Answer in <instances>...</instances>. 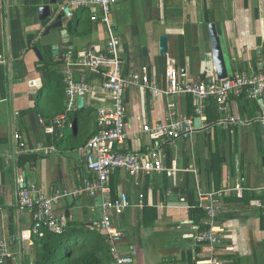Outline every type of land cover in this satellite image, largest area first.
I'll use <instances>...</instances> for the list:
<instances>
[{
  "label": "crops",
  "instance_id": "0c3cea01",
  "mask_svg": "<svg viewBox=\"0 0 264 264\" xmlns=\"http://www.w3.org/2000/svg\"><path fill=\"white\" fill-rule=\"evenodd\" d=\"M61 1L67 4V0ZM49 2L0 0V240L9 245L7 264H38L35 242L41 238L33 234L34 215L19 203L20 191L32 185L36 195L46 199L67 193L54 204V213L66 217L67 229L68 225L80 230L86 227L104 234V202L127 194L130 207L121 216L113 213L112 222L123 234L118 245L121 254L136 249L133 264H143L148 258L151 264H197L205 260L209 253L194 240L200 225L191 216V202L200 205L199 191H227L216 223L222 239L216 257L225 264H243L242 260L264 264V100L246 95L233 98L224 108L220 106L219 119L209 123L205 109L213 99L204 103L201 115L196 111L192 115V96L168 94L166 76L167 70L174 68L181 84L218 79L211 24L222 39L229 76L264 71V0H124L114 6L111 19L122 42L123 74H141L148 66L149 85L157 88L126 90L129 138L120 149L148 152L161 142L167 155L165 165L173 175L154 172L131 177L117 171L109 179L106 198L75 194L87 177L95 178L85 166L84 148L98 131L97 112L91 123L86 121L84 137L80 139L83 131L76 123L74 139H68L64 129L65 143L56 148L49 144L50 134L45 132L46 122H41L44 119L37 103L39 99L46 102V94L41 93L44 70L64 76L63 59L70 48L75 58L89 52L105 53L107 29L92 21V16L100 13L98 7H70L74 25L69 34L63 40L54 31L46 36L39 8ZM163 34L169 38V52L160 56L159 38ZM144 47L149 50L147 58ZM74 71L77 80L93 79L86 68L74 67ZM54 96L52 93L50 99H60L58 94ZM79 103L78 110H96L94 104L110 105L98 98L85 99L83 107ZM46 107L54 111L53 106ZM171 113L177 119L193 118L196 132L192 141L183 139L170 145L165 138L143 131L147 124H165ZM232 117L235 122L222 123ZM16 133L21 136L19 141ZM39 146L54 147L56 152L29 153ZM215 169L220 187L215 184ZM238 189L243 190L241 198L237 197ZM107 244L111 246L108 240Z\"/></svg>",
  "mask_w": 264,
  "mask_h": 264
},
{
  "label": "built area",
  "instance_id": "2783aa9c",
  "mask_svg": "<svg viewBox=\"0 0 264 264\" xmlns=\"http://www.w3.org/2000/svg\"><path fill=\"white\" fill-rule=\"evenodd\" d=\"M124 0H67V5L73 8L98 7L100 13L92 16V21L105 25L108 33V43L105 53L89 52L85 56L75 58L73 49H69L64 56L65 73L64 84L66 87V112L58 116L51 126H46L45 132L53 134L55 126L65 129L68 125L69 114L79 108V102L87 98L97 100H108L110 105L99 106L96 104L98 132L89 139L84 150L85 166L95 178L84 180L83 185L78 188L75 194L90 193L106 198L110 194L108 182L110 177L117 171H125L131 177L140 174H151L154 172L173 175V170L165 165L167 157L163 143L156 142L154 148L148 152L123 151L128 138L126 123L125 92L128 88L144 87L156 90V87L149 85L148 66L142 68V73L124 75L122 55V42L116 34L111 19L112 9L119 2ZM74 67L86 68L94 78L88 80H77ZM169 84L168 94H188L192 96L195 103L197 115L204 111V103L214 99L224 108L226 103L233 99L246 95L253 100H264V71L241 73L229 76L226 79H216L210 83H189L181 84L178 80V71L170 68L166 72ZM92 107V106H91ZM173 107V106H172ZM193 118H175L171 113L165 124L155 127L145 125L143 131L151 133L156 138H165L170 145H175L178 140L192 141L196 132L193 125ZM235 118L223 120V124L235 122ZM45 123L44 120L41 121ZM19 133L15 139L19 141ZM56 152L54 147L39 146L29 153L52 154ZM237 197H243V190L238 189ZM37 189L34 185L24 188L19 193L20 207L33 212L34 226L33 234L36 238L45 236V229L54 234H62L67 228L65 216H57L54 213V204L60 198L67 195L58 194L51 198L37 196ZM32 195H35L32 196ZM227 195V191H211L204 193L199 191L200 208L205 211L207 217L204 226L207 230L196 228L194 240L198 245L211 255L209 259L200 260L197 264H225L216 257V247L222 242L221 232L217 226V219L221 214V199ZM34 197V198H33ZM143 199V195L140 196ZM143 204V202L141 201ZM130 207V200L125 193H121L117 199H108L103 204L104 216L102 227L107 231L108 241L111 245V252L114 254L113 264H132L136 249L131 248L129 253L121 254L118 245L122 241L123 234L113 226L112 214L121 216ZM10 249L7 242L0 240V264H7L10 257Z\"/></svg>",
  "mask_w": 264,
  "mask_h": 264
},
{
  "label": "trees",
  "instance_id": "16d2710c",
  "mask_svg": "<svg viewBox=\"0 0 264 264\" xmlns=\"http://www.w3.org/2000/svg\"><path fill=\"white\" fill-rule=\"evenodd\" d=\"M51 52H53L51 50ZM45 85L41 89V93L46 94V102L42 99L38 100L37 109L39 113H42V118L46 122V126H51L53 121L60 115L66 112V93L65 86L63 85L64 76L62 73H58L55 70L45 69ZM94 78V77H93ZM58 94L60 99H50L51 94ZM49 99V100H47ZM212 101L207 106V121L209 123L215 122L219 119L220 104L216 100ZM53 106L54 111H49L48 107ZM80 110H77L75 114H78ZM69 116H71V114ZM195 113V107L192 106V115ZM92 117H87L86 121L91 123ZM73 125L79 123V118L76 115L73 119ZM74 129V133H76ZM98 131H96L97 133ZM64 130L55 126V131L49 136V144L56 146V148L62 147L65 143V137L63 136ZM95 135V134H94ZM93 135V136H94ZM92 136V137H93ZM89 140H87L88 142ZM87 144V143H86ZM85 144V146H86ZM76 146H72L71 149H75ZM26 160H37V156L29 157L23 156ZM25 159L22 160L24 164ZM220 168L221 163H218ZM217 174L215 169V184L220 187V175ZM193 210H191V216L195 219L200 226L201 230H207L208 227L204 226V221L207 214L198 206V202H191ZM148 224V223H147ZM44 231H47L46 229ZM101 233V234H100ZM100 233L92 231L90 228L83 230L77 229L75 226L68 225L65 232L62 234H54L47 231L45 236L36 240L35 245L37 247L36 259L38 264H113L114 254L111 252V246L107 244L108 235L100 231ZM134 263V262H133ZM132 263V264H133Z\"/></svg>",
  "mask_w": 264,
  "mask_h": 264
},
{
  "label": "water",
  "instance_id": "95a60500",
  "mask_svg": "<svg viewBox=\"0 0 264 264\" xmlns=\"http://www.w3.org/2000/svg\"><path fill=\"white\" fill-rule=\"evenodd\" d=\"M44 1V0H43ZM44 3V2H43ZM40 20L46 23L45 35H50L53 31L57 32L60 38L63 40L74 25V18L71 9L64 1L61 0H50L48 4H43L39 8ZM210 41L212 46V55L214 66L216 67V73L219 80L226 79L229 77V70L227 68L222 39L219 36L217 29L214 24L210 25ZM40 61H43V57L40 50L35 47ZM169 52V38L163 34L159 38V54L165 56ZM57 54V52H54ZM149 50L147 47L143 48L144 57H148ZM84 100H81V107H83Z\"/></svg>",
  "mask_w": 264,
  "mask_h": 264
},
{
  "label": "rangeland",
  "instance_id": "374dc122",
  "mask_svg": "<svg viewBox=\"0 0 264 264\" xmlns=\"http://www.w3.org/2000/svg\"><path fill=\"white\" fill-rule=\"evenodd\" d=\"M78 116L79 118V124H80V130L83 131V135L80 137V139L82 137H84L86 134L84 133V129H85V126H86V118L87 117H92L94 118L95 115H96V110L95 109H92V108H85L83 110H80L78 112V114H75V113H72L71 116L69 117L68 119V125L66 126V130H65V133H66V137L68 139H71L73 140L74 139V135H73V119L75 118V116ZM79 139V140H80ZM211 257L210 254H207V256L205 257V259H209ZM243 261V264H247L246 261L244 263V260ZM139 262V261H138ZM137 262V263H138ZM153 263L152 261L149 260H146L143 264H151ZM139 264H141V262H139Z\"/></svg>",
  "mask_w": 264,
  "mask_h": 264
}]
</instances>
